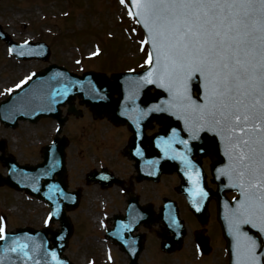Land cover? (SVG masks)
<instances>
[{
    "label": "snow or ice",
    "instance_id": "snow-or-ice-1",
    "mask_svg": "<svg viewBox=\"0 0 264 264\" xmlns=\"http://www.w3.org/2000/svg\"><path fill=\"white\" fill-rule=\"evenodd\" d=\"M132 7L136 11L129 15L147 33L141 43L151 46L145 60L150 67L129 81L126 99L134 102L141 88L155 85L169 99L141 110V118L150 112H169L184 120L190 139H198L201 131L221 138L229 164L217 170V178L227 176L240 194L227 215L235 264H261L260 245L243 228L250 226L264 236V0H132ZM194 81L201 92L198 98L192 94ZM160 140L166 153L175 143L188 145V140L177 138L176 129L167 140ZM136 154H141L139 148ZM195 195L208 194L198 188ZM5 239L0 220V240ZM28 247L18 244L9 251L33 259ZM51 256L56 260L55 252Z\"/></svg>",
    "mask_w": 264,
    "mask_h": 264
},
{
    "label": "rangeland",
    "instance_id": "rangeland-1",
    "mask_svg": "<svg viewBox=\"0 0 264 264\" xmlns=\"http://www.w3.org/2000/svg\"><path fill=\"white\" fill-rule=\"evenodd\" d=\"M50 1L52 3H49ZM0 20L8 24L9 30L18 40L26 37L46 41L51 47L48 62L54 61L68 65L76 72L91 68L107 72L133 66L136 68L140 65L141 58L143 59V55L137 61L133 57L134 54H138L136 46L139 45L141 38L132 31L134 21L125 17L124 6L118 0H0ZM107 29L114 35L113 38L117 39L109 40L105 32ZM113 41H116L115 44L118 47H115ZM108 42H110L109 45L104 46V43ZM73 44H77L78 50L67 49ZM124 44L130 48V59L123 56L117 57L124 51L122 46ZM2 45L0 42V86H2L0 98L2 97L1 91L6 92L20 77L25 76L29 69L38 70L48 63L32 59L17 62L12 59L11 63L3 50L5 45L3 48ZM95 48H98L100 53L92 58L88 57L87 53ZM102 51L107 53L106 57H103ZM76 58H80L79 63L74 62ZM107 59L109 60L106 61ZM110 60L114 62L108 64ZM131 63L133 64L129 66ZM90 119L91 114L84 110L81 116L69 115L62 128V133L70 141L66 148L68 188H81L83 192V200L79 207L69 212L74 224V232L66 252L78 264L86 262L87 254L89 257L93 256V245L100 247V255L102 254V259L104 258L102 241L104 231L97 220L100 218L106 221V225H109L107 216L109 212L115 211L113 203H118L117 200L121 201L120 197L116 198L118 189L106 192L94 185H86L83 182L84 173L90 168L88 166H91V163L92 167L106 166L118 173L124 166L122 159L115 157L114 150L115 146L125 141L121 128L113 133L115 131L110 129L105 121H91ZM103 123L108 126H103ZM55 124L56 122L51 119H42L34 124L20 122L15 129H6L0 124V138H6L8 151L14 154L20 162H37L41 159L40 147L51 140L54 135ZM111 132L115 136L111 135V140L106 139ZM113 139L116 142L112 145ZM93 152L94 154H90ZM93 159H95L94 163ZM0 172H4L1 165ZM172 182L171 177H164L158 184H148V189H144L143 186L142 190H138L139 185H137L136 191L140 193L142 200L154 201L158 199L159 194L168 193L167 186ZM111 192L115 193L111 194ZM17 197L22 200L24 206L22 212L17 210L20 207L16 200ZM101 200L105 202L102 203ZM92 202L96 204L93 205ZM46 210L47 207L37 200H29L23 194L15 193L8 188H0V215H5L8 229L23 223L40 226ZM87 233L97 237H87ZM90 239H94L98 245ZM153 243L151 252L156 254L158 243ZM147 244V248H150L149 242ZM190 250L191 252L180 253L181 259L187 261V257L192 256V248ZM114 253L116 261L113 264H125L124 256L118 252ZM143 259L146 262L148 260L145 256Z\"/></svg>",
    "mask_w": 264,
    "mask_h": 264
},
{
    "label": "water",
    "instance_id": "water-1",
    "mask_svg": "<svg viewBox=\"0 0 264 264\" xmlns=\"http://www.w3.org/2000/svg\"><path fill=\"white\" fill-rule=\"evenodd\" d=\"M132 3V0H131ZM133 8V7H132ZM134 11H136L135 8H133ZM149 68L146 71L143 72H138L135 74H130L126 77H124V74H116L113 76L112 81H108L103 75H93L91 76L93 79H96V81H99L102 85V98L101 100H91L89 98H85L84 100L86 103H88L94 110L97 112L98 109L100 108L101 110H108L109 111V117L114 120V121H128L131 127L135 130L136 135L133 136V139L131 141L130 147H134L135 144H143L145 143V137L141 135L142 130L149 125L151 119L157 118L158 120L163 119L164 122L167 124V127L161 129L159 133H157L155 136L151 137L150 142H151V147L148 149L144 148V152L142 153L148 158L153 156L155 159L151 162L147 161L145 164V175L147 177L154 175H158L159 172L163 170H179L181 171V164L178 161L180 156L185 157L186 159H189L193 154H205L209 152L212 155L213 158V165L212 169L214 170L215 174L218 173V169H223L222 165L224 164V158L222 154H224V144L221 140V138L217 135H215L213 132L210 131H201L199 133V138L196 140L190 139V133L189 136H180L179 133L181 134V127L179 124V119L177 116L170 114L169 112H150L146 116H143L142 118L140 117L139 113L141 110H146L149 106L156 104V101L160 97H167L169 99L168 93L165 92L161 88H157L155 85H148L144 88H141L139 90V93L137 97L135 98L134 102L126 99V97L129 95V81L131 80H136L139 79V77L143 76ZM149 87H154L155 92L150 93L148 91ZM117 89L120 93V96L116 99L111 98V91ZM193 89L197 91L199 95H201V92L199 91V84L197 81L193 82L192 86V94H193ZM194 97V96H193ZM167 99V100H168ZM199 101V100H198ZM61 101L56 100L55 104L57 105L58 103H61ZM201 102V101H199ZM158 104V103H157ZM123 113V115H122ZM22 117V116H20ZM177 129V138L180 140H188V145L185 146L183 144L175 143L172 145V150L167 151V154L170 156L169 158L161 156L160 152L157 150L158 146L157 143L160 142L163 146H161V151L163 153H166L164 149V144L163 141L160 140L161 137L168 139L169 136L172 135V130ZM138 138V139H135ZM165 139V140H167ZM144 147V146H143ZM190 149V150H189ZM173 156H176V160L172 158ZM137 158V166H142L144 163L142 161V156L141 155H136ZM185 159V160H186ZM140 160V161H139ZM152 163L153 166H152ZM147 167L149 169H147ZM33 171L37 169H32ZM149 172V173H147ZM59 181L62 184V177L61 174H59ZM219 183H223L224 181L218 180ZM186 185H188L187 180H185ZM219 200H221V195L219 196ZM239 200V199H238ZM237 200V201H238ZM236 201V202H237ZM236 207V206H235ZM250 226H244L243 231L247 232L249 235H253V232ZM227 236H228V249L230 252L231 256V263L230 264H235L236 257L233 255V235L230 233V229L227 231ZM254 236V235H253ZM232 239V240H231ZM65 240V239H64ZM63 240V241H64ZM58 247V246H57ZM61 248H59V252L61 251ZM56 251L58 249L56 248ZM258 254L261 255V264H264V248L263 250L259 253L257 250ZM64 264V263H60Z\"/></svg>",
    "mask_w": 264,
    "mask_h": 264
}]
</instances>
